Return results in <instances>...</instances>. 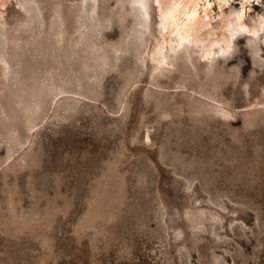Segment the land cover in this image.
Returning <instances> with one entry per match:
<instances>
[{
  "label": "rangeland",
  "instance_id": "374dc122",
  "mask_svg": "<svg viewBox=\"0 0 264 264\" xmlns=\"http://www.w3.org/2000/svg\"><path fill=\"white\" fill-rule=\"evenodd\" d=\"M175 1L0 0V264H264V0Z\"/></svg>",
  "mask_w": 264,
  "mask_h": 264
},
{
  "label": "bare ground",
  "instance_id": "6f19581e",
  "mask_svg": "<svg viewBox=\"0 0 264 264\" xmlns=\"http://www.w3.org/2000/svg\"><path fill=\"white\" fill-rule=\"evenodd\" d=\"M177 1V0H176ZM174 2V4L172 3V7L170 6V8L168 9V11H166L165 14V21L169 22L171 25V33H177L179 36L178 39V43H181V39L182 37L186 36V34L188 33V27L191 23L194 22V20L196 19V15L198 13V1H194V0H186L183 4V8L181 9V7H179L180 5H178V2ZM179 1V0H178ZM204 6H206L207 8L204 9V12L206 15L211 16V12L209 11V4H211L212 2L209 0H204ZM219 1V6H221L224 2H228V0H218ZM182 2V1H180ZM188 8V9H187ZM182 13H185L184 16L182 17ZM221 14V13H220ZM243 11H238L237 12V18L240 21V25L245 26L247 25V21L243 20ZM262 28V26L260 24H257L255 29L256 30H260ZM231 40H228L227 44L222 47H218V50L221 49H227L231 46ZM217 40H212L210 42V44H208V49L206 50V54H209L212 52V48L213 46L216 44Z\"/></svg>",
  "mask_w": 264,
  "mask_h": 264
}]
</instances>
